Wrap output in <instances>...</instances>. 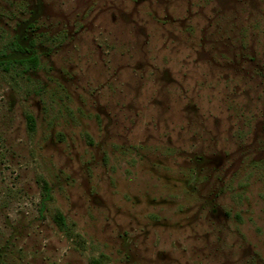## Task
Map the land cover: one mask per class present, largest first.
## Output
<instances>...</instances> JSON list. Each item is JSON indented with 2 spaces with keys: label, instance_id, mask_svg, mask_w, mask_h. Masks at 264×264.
I'll return each mask as SVG.
<instances>
[{
  "label": "rangeland",
  "instance_id": "rangeland-1",
  "mask_svg": "<svg viewBox=\"0 0 264 264\" xmlns=\"http://www.w3.org/2000/svg\"><path fill=\"white\" fill-rule=\"evenodd\" d=\"M0 264H264V0H0Z\"/></svg>",
  "mask_w": 264,
  "mask_h": 264
},
{
  "label": "trees",
  "instance_id": "trees-1",
  "mask_svg": "<svg viewBox=\"0 0 264 264\" xmlns=\"http://www.w3.org/2000/svg\"><path fill=\"white\" fill-rule=\"evenodd\" d=\"M28 124H29L31 129H34V127H35V119H34L33 116H28Z\"/></svg>",
  "mask_w": 264,
  "mask_h": 264
}]
</instances>
